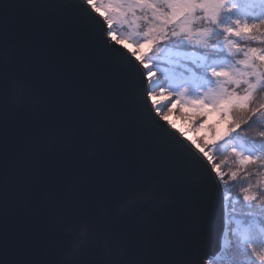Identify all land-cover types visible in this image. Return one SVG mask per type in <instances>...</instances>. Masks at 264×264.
Returning a JSON list of instances; mask_svg holds the SVG:
<instances>
[{"label": "water", "instance_id": "95a60500", "mask_svg": "<svg viewBox=\"0 0 264 264\" xmlns=\"http://www.w3.org/2000/svg\"><path fill=\"white\" fill-rule=\"evenodd\" d=\"M108 30L84 0H0V264H175L189 236L205 259L223 258L221 181L156 111L147 69ZM73 110L86 119L81 140L44 151L41 127ZM130 176L144 181L134 206L112 196Z\"/></svg>", "mask_w": 264, "mask_h": 264}, {"label": "trees", "instance_id": "16d2710c", "mask_svg": "<svg viewBox=\"0 0 264 264\" xmlns=\"http://www.w3.org/2000/svg\"><path fill=\"white\" fill-rule=\"evenodd\" d=\"M115 2L116 0H95L97 7L104 14H106L105 8L108 7L110 10ZM155 2L160 12L168 14L172 11L162 0ZM213 14H218L217 21L211 18ZM136 17L139 19L133 23L128 22L133 20L131 16L128 17V21L114 18L113 33L119 40L134 45L144 57V62L151 65L153 71L161 77L159 91L164 87L175 93L186 86L194 94L198 89L213 86L208 83L210 67L246 70L245 66L239 63L245 59L244 51L248 48H258L260 52H264V0H223L222 4L189 10L179 23L168 25L169 35L173 28L178 32L182 29L188 32L190 29L188 34L192 36V44L184 39V32L179 37L160 40L155 45L146 44L144 33L152 26L153 13L151 9H138ZM159 23H163V17L159 18ZM245 24L249 25V30L241 32L239 36L235 35V32L225 31L229 27L239 29ZM253 24L257 27L251 28ZM196 40L203 41L207 47H204V43L196 44ZM256 63L259 64L260 61L257 60ZM225 87L230 90L235 85L226 84ZM243 87L246 86L242 85L238 89L241 94ZM172 99L174 100V97ZM256 103L257 105L264 103V89L257 91ZM175 109L188 118H195L201 111L189 105H178ZM246 118V113L242 109L233 111L225 118H221L216 112H210L205 126L194 128L198 138L204 137L209 142V154L217 153V156H220L217 157V163L225 167V177L232 187L227 204L228 247L223 251V259L216 260L214 264H260L255 256L250 255L251 250L244 243L245 239H248L249 243L255 241L254 246L257 251L264 250V243L260 242L259 228H255L251 233L248 230V222L252 219L249 213L258 210L261 206L260 202L253 201L252 207H249V202L243 199V190L249 183L256 184L257 179L262 183L252 190L264 194V175L260 174L264 173V168H257L255 171L252 167L247 168L248 172L254 173L251 179L245 177L243 171H240L235 179L230 178L229 175L240 168L239 159L233 152L234 148L244 155L256 152L257 149L259 150L257 154H264L262 147L264 137L258 135L260 131H264V121H249L247 124H241L235 131L228 132L229 125L233 121L239 122ZM209 125H214V132L209 131ZM221 136L224 137L223 140L218 139ZM213 140L216 141L215 144L211 143Z\"/></svg>", "mask_w": 264, "mask_h": 264}, {"label": "snow or ice", "instance_id": "6c2138e0", "mask_svg": "<svg viewBox=\"0 0 264 264\" xmlns=\"http://www.w3.org/2000/svg\"><path fill=\"white\" fill-rule=\"evenodd\" d=\"M164 4L168 6L172 11L168 14L160 12L157 8L155 0H116L114 4L111 5V9L105 8L106 14L104 15V20L108 25V36L115 39V34L111 31V27L114 24V18H119L121 20L128 21V17H133V23L135 20L139 19L136 17V11L138 9H151L153 13L152 26L144 33V41L146 44L155 45L160 40H167L170 37L181 36L184 29L178 32L173 28L170 32L168 31V25H175L188 14L189 10L194 11L197 7L202 9L207 8L212 4H222L223 0H162ZM86 5H90L96 12H100V8L97 7L95 0H84ZM163 17V23H159V18ZM147 19V17H144ZM213 21L218 20V14H213ZM251 28H256L257 25L253 24ZM249 30V25L245 24L239 29L226 28L225 31L228 33L235 32V35L239 36L241 32H247ZM202 32L206 30H201ZM190 32V29L188 30ZM184 32V39L189 43H193L192 36ZM122 43V41H120ZM196 44L204 43L201 40H196ZM204 47L207 44L204 43ZM260 52L258 48H248L244 51V57L239 63L245 66L246 70H241L239 68L235 69H225L223 67L217 69L216 67H210V77L208 78V83L213 84L212 87L206 90H197L194 94L188 87H183L177 92H170L167 88L161 87L159 91L160 96H165L172 100L171 107L168 108V112H172L173 109L177 108L178 105H189L194 109H200L201 111L193 120V127L196 126L203 128L207 122V117L210 112H216L221 118L227 117L230 113L237 109H242L246 113V119L239 122L233 121L229 125L228 132L231 133L236 129L240 128L241 124H247L249 121L257 122L264 121V103L257 105L256 94L259 89H264V55H257ZM134 56L135 52L132 53ZM142 64H144V57H137ZM259 60L260 63L257 64L256 61ZM145 68L148 67L144 64ZM155 73L148 72L147 79H151ZM215 81V83H213ZM226 84L235 85V87L230 90L225 87ZM243 87L242 94L238 91L240 86ZM157 93L153 91L147 92V97L152 101L153 105L157 104L156 100ZM174 97V100L172 99ZM156 111L159 113L160 109L157 108ZM162 118L168 120L167 114H163ZM86 124V119L83 116H78L72 112L58 113L53 115L48 122H46L40 129V141L44 151H49L51 148H64L66 146H72L77 144L83 135V130ZM175 128V124L171 125ZM209 131L214 132V125H209ZM186 136L187 133H184ZM227 135V133H226ZM260 137H264V131L258 133ZM203 141L204 146L197 143L196 140H192V143L196 145L199 151L207 158L210 171L215 173V176L219 178L222 182H227L225 180V174L221 170L220 163L213 160L212 156L206 150L209 147V142L204 138H199ZM218 139L223 140L224 137H219ZM215 144L216 141H211ZM264 147V145H262ZM233 152L239 159L240 168L232 171L229 175L230 178L235 179L240 171L244 172V176L251 179L253 172H248L247 168L252 167L254 171L257 168H264V154H257L252 152L248 155H244L241 152H237L234 148ZM264 175V173H260ZM262 181L257 179L256 184L249 183L248 187L245 188L243 199L249 202V207H252L253 201L260 202V208L254 210L253 213H249L252 219L248 222L249 232H253L255 228H259L261 234V243H264V194H259L253 191V188H257ZM144 181L141 177L130 176L119 184L112 193V196L118 200H121L127 206H134L141 202L142 197L145 195L143 190ZM81 233L85 234L89 227L92 226V220L87 216L81 218ZM197 224L198 232H206L208 230V217L203 208H201L197 213ZM106 236L114 239L117 243H122L124 247L129 248L135 244V239L133 237H128L126 240L117 235L114 232L106 233ZM251 239V236H249ZM247 248L251 250L250 255L255 256L260 264H264V250L257 251L253 243H249L248 239L244 240ZM146 245H150V238H146ZM147 251V248L145 249ZM175 264H212L211 259H205L202 254V242L198 237L189 236L187 243L184 246L182 252V258L175 262Z\"/></svg>", "mask_w": 264, "mask_h": 264}, {"label": "rangeland", "instance_id": "374dc122", "mask_svg": "<svg viewBox=\"0 0 264 264\" xmlns=\"http://www.w3.org/2000/svg\"><path fill=\"white\" fill-rule=\"evenodd\" d=\"M101 13L103 15H105L103 12H101ZM111 28H112L111 31L113 32V26ZM116 39L119 42L121 41L118 38H116ZM122 44L124 46H126L132 53L135 52L136 53L135 56H137V57H140L141 56L140 53L138 52L137 48L134 45H132L130 43H127L125 41H122ZM259 55H264V52H260L258 54V56ZM144 64H146V63L144 62ZM147 65H148V67L146 68L147 71L148 72L151 71V72L155 73L153 71L151 65H149V64H147ZM223 68H227V67H223ZM152 79H153L152 86L154 87V91L153 92L157 93V96H156L157 104L155 106H156V108H159L160 109L159 113H161V115L167 114L168 119H170V118H176L178 120V122H179L180 127H181V131H183V134L184 133H187V135H186L187 137H189L191 140H196V142L199 143V144H201V146L203 147L204 146L203 142L197 137L196 133L194 132V127H193V120H194V118H188V117H186V115L180 114L177 111V109H173L172 112H168V108L170 107L172 101L166 95L165 96H160L159 95L158 85H159V83L161 81V77H159L155 73V75L152 77ZM206 89L207 88H204V89H201V90H206ZM186 120H189V121H186ZM206 150L210 153L209 148H207ZM210 155L212 156V158H213V160L215 162H217V160H218L217 157H220L219 155L217 156V153L216 154L211 153ZM221 170L226 175V172H225L226 169L222 165H221ZM225 180L227 182L225 183V182H222L221 181V184H222V187H223L224 192H225L224 197L226 198V202L228 204L229 197L231 195V189H232V187L230 186L229 181L227 180L226 177H225ZM227 204H226V209H227ZM227 221H229V218H227ZM228 234H229V232L227 230V232H225L224 240H223V243H222L225 248L228 247ZM223 257H224V254H223ZM214 263H215V260L212 262V264H214Z\"/></svg>", "mask_w": 264, "mask_h": 264}, {"label": "bare ground", "instance_id": "6f19581e", "mask_svg": "<svg viewBox=\"0 0 264 264\" xmlns=\"http://www.w3.org/2000/svg\"><path fill=\"white\" fill-rule=\"evenodd\" d=\"M149 81H150L151 84L153 83V79H152V78H151ZM168 121L170 122L171 125H172V124H175V128H176L179 132H181V133L183 134V131H181V127H180L179 122H178V120H177L176 118H170V119H168ZM183 135H184V134H183ZM187 138H189V137H187Z\"/></svg>", "mask_w": 264, "mask_h": 264}]
</instances>
